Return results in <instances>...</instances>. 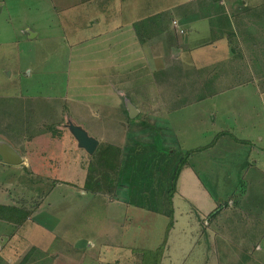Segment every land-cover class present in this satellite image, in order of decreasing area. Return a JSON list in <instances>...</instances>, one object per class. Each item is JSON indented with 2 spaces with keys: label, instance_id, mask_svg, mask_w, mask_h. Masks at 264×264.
<instances>
[{
  "label": "rangeland",
  "instance_id": "rangeland-1",
  "mask_svg": "<svg viewBox=\"0 0 264 264\" xmlns=\"http://www.w3.org/2000/svg\"><path fill=\"white\" fill-rule=\"evenodd\" d=\"M159 4L164 11L154 13ZM132 11H149V22L156 23L142 25L147 16L134 20L140 41L158 32L160 17L167 22L165 43L188 39L189 47H181L176 73L165 74L150 62L149 79L137 85L118 79L115 95L103 93L105 78L99 74L108 66L85 60L83 53L99 44L88 38L94 32L102 36L96 40L116 34L120 26L114 23ZM98 18L101 24L92 21ZM99 46L111 49L109 41ZM81 66L88 69L75 71ZM20 90L53 104L57 115L49 123L55 131L64 116L80 113L89 135L119 145L113 168L122 169L132 198L122 196L123 189L101 196L86 190L82 196L78 187L87 172L64 170L70 150L65 138L52 153L57 165L40 163L39 171L47 167L53 177H68L73 196L60 193L65 184L51 191L53 181L35 182V188L27 174L7 172L0 163V203L14 202L8 195L14 183L33 187L28 206L37 203L26 222L0 237V264H152L165 237L158 264H264V0H0V103L8 105ZM104 102L109 105L100 107ZM126 102L141 106L142 113L122 109ZM220 132L226 134L218 137ZM212 140L214 145L185 163L170 203L168 189L180 159ZM125 152L126 165L119 168ZM90 170L110 172L107 165ZM95 179L104 183L101 176ZM195 180L207 186L211 200L195 189ZM140 193L144 197L134 200ZM206 203L213 205L212 216L203 213ZM135 217L144 220L138 225ZM111 229L113 237L105 231Z\"/></svg>",
  "mask_w": 264,
  "mask_h": 264
},
{
  "label": "crops",
  "instance_id": "crops-1",
  "mask_svg": "<svg viewBox=\"0 0 264 264\" xmlns=\"http://www.w3.org/2000/svg\"><path fill=\"white\" fill-rule=\"evenodd\" d=\"M81 3L84 2H89L90 0H79ZM158 6H161V4L156 5V8ZM162 7V6H161ZM164 7H162L159 10L154 11V13H157L159 11H164ZM111 10V9H110ZM201 13V12H199ZM150 12L149 11H143L141 14H137L136 16H133V11L131 14L128 15V19L126 20H118L117 23L115 24V28L120 26L119 29H121L123 26L125 28V31L116 29V34H112L111 36L105 37L104 40L99 39L96 40L97 38H101L102 36L96 32L88 38L94 39L93 41H99L98 43L100 44L101 42L109 41V47L111 48L107 52L99 46V44L93 45L94 49L90 50L87 52V54L83 53V57H85V60L93 59L96 63L99 65L103 64L108 66V71L104 72L101 71V74L99 76H102L105 78L103 82H101V85L99 87V91H102L103 93H113L114 95L117 93L115 92L117 89V84L116 80L120 79L121 83L124 84H131V85H137L136 83H142L143 79H149V73H150V62L153 63L154 65L158 64L160 65V69L163 70L166 73V70H169L171 73H176L178 71L175 69L177 60L183 58V53L181 50L182 46H187L189 42L187 43L188 39H182L178 41L177 43L174 44H169L165 43V37L162 36L161 34L164 33L163 30H165V23L167 24L166 21H163L158 17L157 20V27H159L158 32H156L154 35H150L151 38H148V40H139L138 37H136V28L134 24V20L137 18H142L146 17L142 21V25L150 26L156 23H150L149 22V16ZM171 24L176 18L171 16ZM203 17V16H202ZM150 20L154 21L155 18L152 17ZM173 20V21H172ZM188 20V19H187ZM92 21L96 24H101L102 20L101 18H98L96 20ZM181 21V20H180ZM113 23H108V24H113ZM107 24V25H108ZM117 24V26H116ZM171 24L168 26L170 28ZM183 26L182 23H180ZM137 27V25H136ZM110 28V27H108ZM112 28V27H111ZM143 28V27H141ZM161 29V30H160ZM171 29V28H170ZM102 32L105 31L104 29L101 30ZM36 34V33H35ZM34 33L32 35H35ZM182 34H185L182 33ZM138 36V34H137ZM179 38V37H178ZM187 38V37H186ZM169 40V37H168ZM187 50V49H185ZM89 52L92 54H89ZM81 54V53H80ZM79 54V55H80ZM167 54V55H166ZM178 54V55H177ZM78 56V55H77ZM81 57V55H80ZM79 57V58H80ZM167 57V58H166ZM81 59V58H80ZM163 59H167V61L164 63ZM81 61V62H85ZM91 61V60H89ZM87 63H89L87 61ZM85 64V63H84ZM119 64V65H118ZM86 65V64H85ZM84 70L86 71L88 67L86 66H81L79 69L75 68V71L78 70ZM84 71H81L84 73ZM168 71V72H169ZM167 72V74H168ZM169 72V73H170ZM137 76H135V75ZM133 77V78H132ZM130 78H132L130 80ZM106 79H109L112 83L107 82ZM127 81V82H126ZM129 81V82H128ZM26 89V88H25ZM163 89V88H162ZM27 90V89H26ZM120 89H117V91ZM130 88L126 90L127 93L130 92ZM161 90V89H160ZM126 92L121 90L119 93L120 95L125 96ZM17 93V92H16ZM18 96H9L11 103L8 105L1 104L0 103V163L6 168L5 166H8L7 172L9 171L10 173H15V172H22L23 174H27V178L29 180V183L34 182V186H36L35 182L37 183L38 181H53L55 180V185L52 184V188L50 189L51 191L55 189L59 184H65L66 186L61 189L60 193H63L65 196H73L75 195L74 190L71 188L73 185V182L71 180H68V177H65L64 179L56 178L53 177L49 172H51L52 169L47 168V170H41L43 172H40L39 166H41L40 163H43L45 166H49L51 168H54L55 165H57V158L55 157L53 151H56L57 148H59V142L62 138H65L67 141V144L70 148L66 152V159L63 161V168L66 170L67 168H70V173L72 171V168L75 169L76 173H79V171L85 170V174L89 173V170L93 166L95 168V165H100L101 169L102 166L105 167L106 165L109 167V176H110V182L107 183H101L100 180H96L91 184L90 186L87 185V183L84 181L82 187H78V189H81L82 191V196L86 195L84 191L89 190L92 191L93 194H96L97 196L100 195L101 192L106 194V190L111 193V191H115V194L118 189H123L125 192L122 194L124 195L126 199H131L132 196L130 193H128L129 185L130 182L128 180H125L122 182V169L116 170L113 167L117 166L116 161H114V158L116 156V150L118 149V146L116 143L108 142L107 140H98V146H102L104 144H113L110 145L111 147L108 148L106 146H102V151H99L96 153L95 156H93L94 151L92 154L88 153L84 148L80 147L78 144V141L74 137V135L67 129L66 133L63 131V128H69L68 123L71 122L75 125H79L84 128L83 126V120L82 119V114L77 113V116L75 117H65L63 119H68V121L64 125V120L63 123L57 122L56 131L51 128L53 127L52 124L49 123V119L54 118L57 114H53V104L48 103L46 100L43 99H37L35 98L30 92H27L26 94H22V90H20V93L17 94ZM109 105L107 102H104L100 104V107H105ZM45 107V109H44ZM121 107V106H119ZM122 108V107H121ZM125 109L126 111H129L130 113H133L134 116H139L142 113V108L141 106L134 105L130 102H126V107L122 108ZM63 111V108H62ZM54 115V116H53ZM55 119H59L56 117ZM63 125V127H62ZM33 128V129H32ZM63 133H62V132ZM63 134L62 136L60 134ZM96 148V149H97ZM111 149V151L108 152V155L105 156V149ZM5 149H12L19 157L20 162L18 163H8L4 161L3 156L1 151ZM120 149V148H119ZM124 149H120V154L122 157L124 156ZM129 151V150H128ZM202 152V151H201ZM126 156L124 159H120L119 163V168L120 166L122 168L125 167V159L128 157V152H125ZM132 154V153H129ZM91 158V159H90ZM105 159H109V161H105ZM127 162V161H126ZM20 168V169H18ZM17 170V171H16ZM116 170V171H115ZM113 171H114V176H113ZM141 170L138 169V172ZM133 172L136 173V170H130L129 174ZM102 173V171L98 172ZM41 174H45L46 176L42 175L43 178L39 179V176ZM182 172L180 173L181 176ZM100 174H96L95 177L99 176ZM141 178V175H138ZM179 176V178H180ZM114 177V178H113ZM116 177V178H115ZM179 178L177 181H179ZM70 179V178H69ZM197 186L195 189H198L201 194H204V198L207 200H211L212 196L211 193L208 191L207 186L203 185L202 182L199 180H195ZM124 183V184H123ZM26 185V184H25ZM17 183L13 184V194H8L10 198L14 199V202L11 203L13 204H20L22 200H27L29 199L30 196V191L31 187L29 184L24 186L25 189L19 187ZM36 188V187H35ZM178 188V187H177ZM71 189L72 192H69ZM25 190V191H24ZM36 190L33 189V197L36 196ZM77 193V192H76ZM81 194V193H80ZM111 195V194H110ZM101 196V195H100ZM168 196V194H167ZM140 197H144L142 193H140V196L134 195V200L140 199ZM19 202V203H18ZM130 203V202H128ZM4 204L6 203H0V205L5 206ZM133 204V203H132ZM208 206V210H204L203 213L204 215H212V209L213 205L206 203ZM210 213V214H209ZM203 218L206 217H201L202 223H203ZM108 220L107 223L111 222V217H107ZM137 219V224L139 225V222L141 220H144L143 217H135ZM2 222H6L9 224H4ZM11 224V225H10ZM10 226V227H9ZM15 226V227H14ZM18 227V226H17ZM174 227V224H173ZM172 227V228H173ZM8 228H16V225L7 222L6 220L0 219V237L5 238L9 237L10 235V229L8 232ZM171 228V229H172ZM108 233V236L113 237L114 236V231L111 229L105 230ZM7 233V234H6ZM9 233V234H8ZM112 245V244H111ZM1 250V247H0Z\"/></svg>",
  "mask_w": 264,
  "mask_h": 264
},
{
  "label": "trees",
  "instance_id": "trees-1",
  "mask_svg": "<svg viewBox=\"0 0 264 264\" xmlns=\"http://www.w3.org/2000/svg\"><path fill=\"white\" fill-rule=\"evenodd\" d=\"M184 31V30H183ZM165 73V72H164ZM167 74V71L166 73ZM226 133L225 132H220L218 133V137L220 136H223L225 135ZM217 137V138H218ZM215 144V141L212 140L209 144L207 145H204V146H200V147H196V148H193V149H190V150H187L183 157L180 159L179 163L177 164L174 172H173V176H172V184H171V187L168 189V198L170 200V203H171V198L173 196V193L176 191V185H177V180L180 176V173L182 172L183 170V167L185 166V163L188 161V159L191 157L192 154H194L195 152H200L212 145ZM102 148L99 146L96 151L94 152L93 156L96 155L97 152L101 151ZM95 175L94 172H91V170L89 171V173L87 174V185L90 186L92 184V182L95 181ZM99 176L102 177V180L104 182H110V176H109V173L106 171V173H104L103 175L100 174ZM55 180H53V184L55 185ZM30 199V198H29ZM22 200L20 202V204H18L19 206L17 205H10V206H3V205H0V219H3V220H6L7 222H10L16 226H19L21 225L22 223L26 222L28 220V218L30 217V215L33 213V210L34 208L37 206V203L34 205V206H31L29 207L28 206V200ZM5 208H9V209H5ZM4 211H7L9 212V215L8 216H13V217H4L3 215L4 214ZM2 211V212H1ZM219 211H217L215 214H217ZM213 215V213H212ZM211 215V216H212ZM15 218V219H14ZM174 222L173 220L170 221L169 225L167 226V230H166V233L169 232V230L172 228ZM167 245V237H165V239L163 240V243L153 251L154 253V259L152 260L153 263L152 264H158V259L160 260V255L162 256L163 254V251L165 249Z\"/></svg>",
  "mask_w": 264,
  "mask_h": 264
},
{
  "label": "water",
  "instance_id": "water-1",
  "mask_svg": "<svg viewBox=\"0 0 264 264\" xmlns=\"http://www.w3.org/2000/svg\"><path fill=\"white\" fill-rule=\"evenodd\" d=\"M71 133L74 135L80 147L84 148L88 153L92 154L97 146L98 140L88 134V132L81 126L68 123ZM4 161L8 163H18L20 159L12 149H5L1 151Z\"/></svg>",
  "mask_w": 264,
  "mask_h": 264
}]
</instances>
